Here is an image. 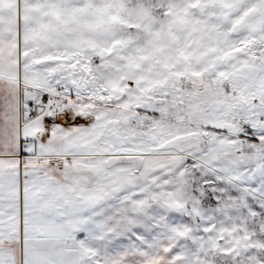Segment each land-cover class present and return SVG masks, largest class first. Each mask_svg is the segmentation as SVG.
Listing matches in <instances>:
<instances>
[{"label":"snow or ice","instance_id":"snow-or-ice-1","mask_svg":"<svg viewBox=\"0 0 264 264\" xmlns=\"http://www.w3.org/2000/svg\"><path fill=\"white\" fill-rule=\"evenodd\" d=\"M0 264H264V0H0Z\"/></svg>","mask_w":264,"mask_h":264}]
</instances>
